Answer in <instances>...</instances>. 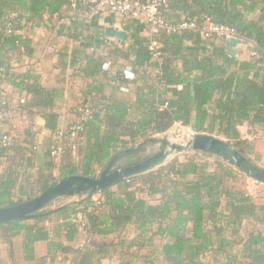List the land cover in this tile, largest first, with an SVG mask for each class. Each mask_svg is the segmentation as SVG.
Masks as SVG:
<instances>
[{
	"label": "trees",
	"instance_id": "trees-1",
	"mask_svg": "<svg viewBox=\"0 0 264 264\" xmlns=\"http://www.w3.org/2000/svg\"><path fill=\"white\" fill-rule=\"evenodd\" d=\"M168 1L166 17L170 11L181 12L186 17L182 21L195 20L198 29L154 30L152 37L134 40L129 46L104 37L107 56L98 59L86 54L75 70L88 82L84 101L72 110L68 128L77 121L81 108H88L92 118L82 122L77 139H65L62 155L51 157L49 165L33 163L38 133L31 130L40 117L47 130L58 131V88L24 77L16 80L22 96L15 108L7 109L18 116L0 125L9 126L16 119L31 125L19 134L16 129L8 131L10 144L0 148V208L25 203L65 177H92L115 157L112 171L138 165L151 156L147 152L152 140L177 124L193 133L224 139L253 162L261 161L262 143L255 137L264 134V0ZM258 9L260 13L253 18L250 14ZM86 10L84 5L73 8L69 0H0V84L8 71L5 55L30 50L31 30L41 25L45 13L61 16ZM207 21L235 27L238 37L249 45V58L229 53L225 38L203 39L201 30ZM7 24H13L11 32ZM153 41L158 44L157 60L151 51ZM64 58L60 56L61 71L66 68ZM111 58L128 60L134 78L116 76L111 69L103 71L102 63ZM75 64L72 60L70 67ZM63 78L58 77L59 83ZM99 78L113 83L115 90L135 86L132 103L107 97ZM2 93L7 94L0 89ZM241 126L250 128L253 140L242 138ZM250 183L261 191L253 194ZM59 199L67 201L54 205L56 200L28 219L0 224L11 255L14 238L24 233L34 241L47 240L45 224L61 216L70 218L66 223L69 239L78 232L85 237L83 246H57L71 254V264H100L114 256V264H155L158 255L162 264H264V184L250 181L214 155L183 153L94 195ZM129 226L135 228L130 240L126 237ZM245 226H254L244 238L247 247L234 253ZM156 238L161 243L147 256Z\"/></svg>",
	"mask_w": 264,
	"mask_h": 264
},
{
	"label": "crops",
	"instance_id": "crops-1",
	"mask_svg": "<svg viewBox=\"0 0 264 264\" xmlns=\"http://www.w3.org/2000/svg\"><path fill=\"white\" fill-rule=\"evenodd\" d=\"M259 13L260 10L258 9L250 15L254 18ZM84 14L80 11L65 12L61 16H52L45 13L43 17L44 21L41 25L31 30L30 39L32 41L30 42V50L27 52L26 49H23L24 54L21 55L13 54L12 52L5 55L6 58H9V62L5 65L8 71L6 72L7 76L5 81H2L0 84V89L7 92L14 108L22 96V93L15 85L16 80L19 78L24 77L28 81H38L51 89L58 88L59 95L55 107V110L60 115L58 131H64L69 127L74 117L72 115V110L84 101L83 91L88 81L75 71L84 63V56L88 54L98 59L105 58V56H107V50L103 42L104 37L113 42H125L129 46L134 40L152 37V33L154 32V30L144 22L126 21L124 18L113 13L105 12L94 19H88ZM167 17L173 22H179L186 18L183 13L176 11L168 12ZM109 28L126 32L127 39L122 40L107 36V30ZM24 33L25 32H22V34ZM63 54L65 55L64 62H66L65 71H61L62 68L60 66L63 62V60H60V56ZM248 56V51H243L239 53L238 57L241 59H248ZM72 60L76 62V64L71 68L70 63ZM118 60L119 61L116 62V59L111 58V73L116 76L125 74L127 77L134 78L128 70L130 65L129 61L126 59ZM120 67H123V69L126 68V70L119 69ZM60 75H64L65 78L59 83L58 77ZM99 80L105 86L104 94L107 97L127 103H132L134 100L135 86H130L127 88V91L123 89L115 90L112 87L113 83L110 81L100 78ZM16 116H18V114ZM30 125L31 124L27 120L24 122L23 120L16 119L11 125L6 126V130L14 132V129H16L19 134ZM176 126L180 125L177 124L174 127ZM33 128L34 129L31 131L38 133L35 140L37 148L35 149L33 163L36 166L49 165L52 161L50 147L53 133L45 128V121L40 117L35 119ZM249 129L250 128L247 126L239 127L240 135L242 138L253 140L254 137L249 134ZM255 138L262 143L263 154L261 161L257 164L264 167V134L259 132L258 136ZM157 143L159 142H154L153 145ZM149 153L148 149L147 154ZM152 155L153 154H151V156ZM209 160L212 162V159ZM250 185L252 184L250 183ZM260 189L261 188L258 187H253L252 189L249 187V190L253 194H257V191H261ZM68 221H70L69 217L59 216L54 217L46 223L45 227L49 231V238L47 240L34 241L33 239L27 238L24 233L17 236L12 241V255L9 251V245L4 240L3 229L0 228V264H37L39 260H42L43 264H51L52 261L54 264H71V254L63 253L57 246L60 244L64 247L83 246L85 237L81 232H78L72 239H69V232L66 229V223ZM155 228H157V225H155ZM253 228L254 226H245L241 238L236 240L237 244L234 247V253L243 252L245 250L247 246L245 245L246 239L244 238H246V233L250 232ZM258 228L259 226H255L256 230H258ZM134 229L133 226H129L126 232L127 239L130 240L134 237ZM160 243L161 240L156 238L154 240V245L146 250L145 254L147 256L152 255L151 251L159 246ZM27 248L28 252H25ZM116 259V256H114L113 259L106 258L103 259L100 264H114ZM154 260L155 264H162V257L160 255L156 256Z\"/></svg>",
	"mask_w": 264,
	"mask_h": 264
},
{
	"label": "water",
	"instance_id": "water-1",
	"mask_svg": "<svg viewBox=\"0 0 264 264\" xmlns=\"http://www.w3.org/2000/svg\"><path fill=\"white\" fill-rule=\"evenodd\" d=\"M107 36L122 40L127 39L126 32L113 28L107 30ZM226 48L229 53L238 57L240 52L249 50V45L239 37L230 36L226 38ZM152 141L159 142L161 150L140 164L112 171L113 164L117 159L115 157L101 173L92 177L79 175L65 177L25 203L8 208H0V224L28 219L34 213L62 197L82 198L94 195L104 189L114 187L130 177L150 172L165 164L170 158L183 153L203 152L214 155L237 168L248 179L264 184V167L253 162L224 139L212 135L194 133L183 144L171 143L160 138Z\"/></svg>",
	"mask_w": 264,
	"mask_h": 264
},
{
	"label": "built area",
	"instance_id": "built-area-1",
	"mask_svg": "<svg viewBox=\"0 0 264 264\" xmlns=\"http://www.w3.org/2000/svg\"><path fill=\"white\" fill-rule=\"evenodd\" d=\"M72 3L73 8H77L79 5L87 7L85 15L88 19H94L100 16L104 12H112L119 17L126 19L139 20L149 25L153 30H163L167 33H178L183 31H195L198 29L197 22L195 20L182 21L179 23H171L165 13L169 8L168 0H69ZM13 24H7L6 30L11 32ZM201 36L205 40L221 39L230 36L238 37L235 27L224 24H212L209 21L205 23L201 30ZM158 48L157 42L153 41L151 44V51L155 60L158 59L159 53L156 51ZM251 55L257 59H261L256 53ZM103 71L111 69V63L109 61L103 62L101 66ZM127 91L126 88H123ZM24 103V99L20 100ZM0 105L4 109L0 110V121L12 120L17 114L12 113L7 108L11 105V100L7 97L6 93H2L0 96ZM92 118V112L88 108L79 109V117L77 121L68 129L64 131H57L52 136L50 156L53 158H59L64 151L65 139L75 140L78 137L79 132L82 130V122L88 121ZM194 133L192 132L191 137ZM190 137V138H191ZM11 141V137L6 130V126L0 125V148H6ZM187 142V141H186ZM37 143H35V149ZM80 222L84 223L82 216L78 217Z\"/></svg>",
	"mask_w": 264,
	"mask_h": 264
},
{
	"label": "rangeland",
	"instance_id": "rangeland-1",
	"mask_svg": "<svg viewBox=\"0 0 264 264\" xmlns=\"http://www.w3.org/2000/svg\"><path fill=\"white\" fill-rule=\"evenodd\" d=\"M191 134H192V130L190 128L182 127V126H176L171 131H169L168 133L161 135L159 138H161L163 140L170 141L171 143L183 144L190 139ZM263 148H264V145H263ZM159 150H161V144L157 143V144L149 147V152H150L149 154H155ZM181 158H183L182 155H181ZM101 172H98L97 174H99ZM253 187L257 188V186H255V185H250L251 189ZM76 198H78V197H72L71 200H74ZM66 201H67V199H58V203H55L54 205H59L62 202H66Z\"/></svg>",
	"mask_w": 264,
	"mask_h": 264
}]
</instances>
